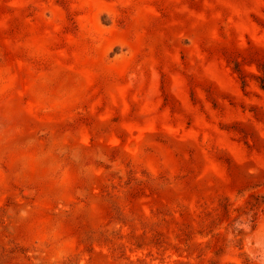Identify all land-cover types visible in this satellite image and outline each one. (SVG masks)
<instances>
[{
	"label": "rangeland",
	"instance_id": "1",
	"mask_svg": "<svg viewBox=\"0 0 264 264\" xmlns=\"http://www.w3.org/2000/svg\"><path fill=\"white\" fill-rule=\"evenodd\" d=\"M0 264H264V0H0Z\"/></svg>",
	"mask_w": 264,
	"mask_h": 264
}]
</instances>
